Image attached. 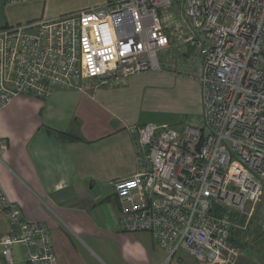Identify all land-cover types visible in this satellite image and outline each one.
<instances>
[{"label":"built area","instance_id":"1","mask_svg":"<svg viewBox=\"0 0 264 264\" xmlns=\"http://www.w3.org/2000/svg\"><path fill=\"white\" fill-rule=\"evenodd\" d=\"M175 35L201 55L202 116L182 130L129 127L140 169L112 182L120 227L150 232L170 256L183 249L200 264H229L241 251L235 216L257 205L264 213V0H106L5 26L0 111L19 95L47 99L88 80L162 70ZM0 214L10 224L0 238L5 264L15 245L25 264H60L48 227L27 220L1 184Z\"/></svg>","mask_w":264,"mask_h":264},{"label":"crops","instance_id":"2","mask_svg":"<svg viewBox=\"0 0 264 264\" xmlns=\"http://www.w3.org/2000/svg\"><path fill=\"white\" fill-rule=\"evenodd\" d=\"M16 4L0 0V29L51 18L16 17ZM182 39L174 36L173 59L162 70L88 80L47 99L19 95L0 111V184L27 220L48 227L60 264H200L183 249L170 256L148 231H123L112 185L140 169L130 126L154 122L182 130L202 116L201 55ZM8 232L0 214V238ZM13 257L25 264L21 246L13 247ZM229 264L264 262L242 249Z\"/></svg>","mask_w":264,"mask_h":264},{"label":"rangeland","instance_id":"3","mask_svg":"<svg viewBox=\"0 0 264 264\" xmlns=\"http://www.w3.org/2000/svg\"><path fill=\"white\" fill-rule=\"evenodd\" d=\"M102 1L104 0H47L46 2H28L24 6L12 5L14 8L11 12L16 17L28 14L30 19L40 18L42 15L52 18ZM262 209V206L257 205L251 215H239L240 218H245V221L243 223L237 222L234 230H238L236 237L241 240V243L247 244L244 249H247L248 255L250 257L254 256L264 262V213L261 211ZM248 212H251V208L248 209Z\"/></svg>","mask_w":264,"mask_h":264},{"label":"trees","instance_id":"4","mask_svg":"<svg viewBox=\"0 0 264 264\" xmlns=\"http://www.w3.org/2000/svg\"><path fill=\"white\" fill-rule=\"evenodd\" d=\"M245 221V218H238L237 219V222L239 223V222H241V223H243ZM235 229V228H234ZM237 231L238 230H233V236H232V240H233V242L240 248V250H242V249H244L246 246H247V244L245 243V244H243V243H241V240L239 239V238H237L236 236V233H237ZM261 235H262V233H261Z\"/></svg>","mask_w":264,"mask_h":264}]
</instances>
